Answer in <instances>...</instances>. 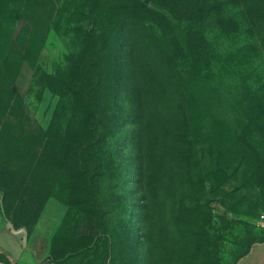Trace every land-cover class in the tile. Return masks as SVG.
Segmentation results:
<instances>
[{
  "label": "rangeland",
  "instance_id": "1",
  "mask_svg": "<svg viewBox=\"0 0 264 264\" xmlns=\"http://www.w3.org/2000/svg\"><path fill=\"white\" fill-rule=\"evenodd\" d=\"M29 2L15 0L13 20L0 19L7 32L10 24L15 33L51 34L35 78L24 71L21 107L8 113V103L0 102V217L23 233L21 243L25 235L27 264H74L99 239L100 223L101 264H238L263 242L264 3L246 0L244 13L234 9L236 30L212 25L221 37L234 38L219 42L227 48L240 42L248 59L229 94L208 105L200 76L191 90L189 67L172 71L171 81L168 66L154 109L142 108L139 146L122 141L115 150L91 147V130L109 129L110 118L119 128L136 106L114 86L97 109L101 124L67 129L65 119L86 107L91 115L95 101L67 94L65 76L84 43H96L92 62L117 71L123 62L135 66L125 56L133 53L153 79L156 27L137 16L135 3L121 0ZM47 74L60 78L52 82ZM126 128L133 135L132 124ZM77 133L83 143L66 147V135Z\"/></svg>",
  "mask_w": 264,
  "mask_h": 264
},
{
  "label": "trees",
  "instance_id": "2",
  "mask_svg": "<svg viewBox=\"0 0 264 264\" xmlns=\"http://www.w3.org/2000/svg\"><path fill=\"white\" fill-rule=\"evenodd\" d=\"M14 1H1L0 4H3L0 6L2 24L13 20L15 13L11 6H14ZM32 1L30 0L29 3H34ZM245 2L246 0H121L124 5L135 3L138 11L137 16L152 22L158 31L156 41L158 45L156 44L152 52L151 67H154V78H150L149 72L144 76L140 67L136 66V57L133 53L125 56L131 61L133 60L135 66L131 67L123 62L117 71L112 66L105 68L99 60L92 62V55L98 54L95 47L97 45L96 43L94 46L84 43L81 52L76 56L72 73L65 76V80L71 86L66 87V93L73 97L81 94L82 102L91 100L95 102L92 105L91 115L87 113L88 108L86 107L87 109L84 108L81 113L80 117L82 118L77 116L66 118L67 129L68 126L75 123L74 126L82 127L85 132L83 127L88 128L91 124L92 126L101 124L103 120L97 115L99 112L97 109L109 102L112 93L116 91L114 86H117L120 94L126 93L129 103L136 106L133 109L134 113L124 116L119 128L112 126V122L116 123V121L110 118L112 121L108 124L109 129L91 130L95 139L89 141V144L91 147L98 144L99 147L103 146L104 148H110V144H112L115 150H118L122 141L127 144L132 142L139 146L141 141L139 127L142 120L144 121L142 108L146 106L150 110L154 109L155 94L161 93L159 91L162 85L161 80L165 79L163 70L168 66L170 67L168 78H171V81L172 71L180 67L183 71L185 67H189V77L186 82L191 90L193 87L189 84L195 81L197 76H200L208 105H213L212 102L217 94L219 96L223 93L229 94L232 79L237 75L239 77L248 59L244 54H241L243 47H240V42L237 46L232 45L231 48H227L219 42L221 40L223 43H227L234 38L230 39L232 36H229L228 33H224L228 34L226 38L221 37L214 29L216 26L212 25H217L225 32L236 30L233 27L238 24L235 20L237 18L233 16L232 11L240 8L244 13ZM262 2L264 3V0H260V5L263 4ZM11 27L13 26L9 24L7 32L6 28L0 25V102L8 103V113H13L21 107L25 82L24 71L26 68L31 70L30 81L35 78L40 53L51 38L50 33H15ZM87 39L100 40L95 33H88ZM159 45H164V51ZM164 55L170 60H164ZM46 78L52 82L58 80L53 74H47ZM245 81L246 77H243V85ZM49 86L54 87L52 83H49ZM176 90L174 94H179L180 90L177 88ZM128 123L132 124V128L134 127L131 130L133 135H130L126 128ZM72 136L66 135L67 141L63 142L66 147L69 148L74 141L83 143V134L77 133L76 137L74 134ZM100 231L101 235L97 242L86 249L74 264H101V261L96 258V253L105 239L101 223ZM250 250L251 248L243 256Z\"/></svg>",
  "mask_w": 264,
  "mask_h": 264
},
{
  "label": "crops",
  "instance_id": "3",
  "mask_svg": "<svg viewBox=\"0 0 264 264\" xmlns=\"http://www.w3.org/2000/svg\"><path fill=\"white\" fill-rule=\"evenodd\" d=\"M21 234L0 217V264H27L26 237L22 243L17 239ZM238 264H264V241L256 243Z\"/></svg>",
  "mask_w": 264,
  "mask_h": 264
}]
</instances>
